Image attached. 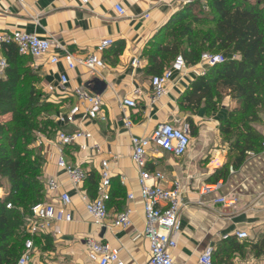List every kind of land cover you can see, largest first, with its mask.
<instances>
[{"label":"crops","instance_id":"1","mask_svg":"<svg viewBox=\"0 0 264 264\" xmlns=\"http://www.w3.org/2000/svg\"><path fill=\"white\" fill-rule=\"evenodd\" d=\"M185 3L186 0H91L82 7L78 0H0V33L33 34L62 47L53 48L47 57H25L24 67L39 78L38 88L49 102L60 105L52 117L59 130L48 137L38 135L33 146L43 161L40 177L43 202L57 205V196L68 194L71 205L67 212L73 218L71 223L54 224L47 234L37 236L47 238L49 249H37L32 264H96L87 257L85 240L88 238L108 243L124 264H146L149 242L144 234L143 202L137 172L131 162L130 138H147L159 124H177L183 120L182 116L188 115V121L183 122L193 121L196 126L188 152L181 158L159 152L151 156L147 166L150 171L161 172L168 185L178 181L182 188V228L172 253L173 263L197 264L199 256L210 247L217 252V264H264V256L255 258L247 253L242 258L231 254L225 259L218 254L227 240L226 235L246 232L249 240L254 241L264 234V144L260 153L246 152L244 161L234 169L231 163L235 154L219 131L221 121L237 103L225 98L222 106L211 114L203 106L195 115L179 110L181 96L210 68L200 63L174 73L167 83V95L151 101L150 83L154 76L145 71L144 48ZM116 6L124 10V16L118 15ZM103 40H112L113 46L97 54L96 48ZM120 47L122 52L116 55ZM65 52L76 60L95 54L103 61L104 68L90 72L75 65L69 69L63 59ZM221 55L239 59L231 50ZM51 56L59 58L57 64H50ZM134 60L140 62L138 68L132 66ZM61 77L67 78L64 88L60 86ZM2 79L5 75L0 76ZM49 88L53 91L49 92ZM77 89L101 97L105 122L89 120L81 108L74 124L58 123L60 116L79 105L74 96ZM136 89L141 91L140 96L133 95ZM123 99L136 101V108L122 109ZM125 118L131 121L129 129ZM254 128L264 136V125H254ZM77 130L91 136L67 147L65 152L67 162L86 173L87 179L81 188L73 187L65 172L56 165L57 132ZM81 146L86 149L81 150ZM104 161L109 163L111 173L109 217L103 227H97L85 211L82 196H95ZM224 167L228 169L227 177L218 179L223 183L222 188L214 195L201 196L200 188L215 183L213 175ZM49 179L59 185L58 193L47 190ZM0 193L4 197L6 188L0 187ZM221 197L235 199L236 206L226 209L214 205L213 201ZM126 209L131 212V226L113 227L115 218Z\"/></svg>","mask_w":264,"mask_h":264},{"label":"trees","instance_id":"2","mask_svg":"<svg viewBox=\"0 0 264 264\" xmlns=\"http://www.w3.org/2000/svg\"><path fill=\"white\" fill-rule=\"evenodd\" d=\"M229 50L239 59L225 58L196 78L178 107L195 115L203 106L211 114L225 98L237 103L221 121L219 131L235 154L231 166L238 169L246 152L260 153L264 144V136L253 126L262 122L260 115L264 114V0L186 2L143 53L145 71L155 77L170 68L178 56L186 66H196L204 54L221 55ZM2 53L8 66L5 79L0 80V187L6 188L0 200V264H17L27 240H32L33 249L36 239L41 242L39 249H49L47 238L25 235L24 226L30 209L44 201L40 181L43 161L33 145L38 135L48 137L59 130L52 117L60 105L49 102L41 92L39 78L24 67L25 57L15 47ZM189 126L190 135L195 136L194 122L189 121ZM227 174L225 167L217 171L215 182L226 179ZM247 253L255 258L264 256V234L254 241L230 237L218 250L225 259L231 254L244 258ZM216 257L214 250L215 264Z\"/></svg>","mask_w":264,"mask_h":264},{"label":"built area","instance_id":"3","mask_svg":"<svg viewBox=\"0 0 264 264\" xmlns=\"http://www.w3.org/2000/svg\"><path fill=\"white\" fill-rule=\"evenodd\" d=\"M80 5L86 6L91 0H78ZM119 16H124V10L116 6ZM1 15V12H0ZM15 47L20 56L33 59L47 57L53 48L62 49L56 42L41 39L33 34L20 32L0 33V76H3L7 69V61L1 55L2 51L8 47ZM113 46L112 40H103L96 48L97 54H103ZM67 67L73 69L75 65H81L90 72L104 68L103 61L95 54L86 56L81 59H74L69 53L65 52L63 57ZM59 58L51 56L50 64H57ZM225 62L222 55L204 54L201 57L200 64L206 67H213ZM134 68L140 66L138 60L132 62ZM186 68V63L181 56H178L166 69L161 76L151 78V101L155 102L167 95V83L174 73H181ZM67 85V78H60V86L64 88ZM49 92L53 89L49 88ZM134 96H140L141 91H133ZM74 96L79 105L73 106L69 112L60 116L58 123L61 125H71L76 121V117L81 113L83 108L84 117L89 120H100L105 122L106 117L102 109V99L98 95H93L82 90H75ZM136 101L132 99H123L120 102L122 109H135ZM126 128L131 127L129 118H125ZM90 134L83 130H77L72 133L63 131L57 132V167L65 172L69 182L75 188H81L86 180L85 171L73 166L66 160V148L72 146L80 140L90 139ZM191 135L188 122H179L177 124L164 123L159 124L152 134L147 138H130L131 145V162L137 172L140 197L143 202V215L145 220L144 234L149 242V260L146 264H174L172 253L177 248V236L181 231V211L184 208L182 198V188L178 181L169 185L166 183L165 176L158 171H150L148 163L151 156L159 152L167 153L174 158L183 157L190 147ZM85 150L84 146L80 147ZM94 149L99 151V147ZM100 182L98 183L95 196L89 198L86 194L82 196L85 211L90 216L93 224L97 227H103L107 221L108 208L110 201V177L109 163H101ZM47 190L50 193H58L59 185L54 179L47 181ZM223 186L222 181L213 184L203 185L199 194L209 196L217 193ZM3 195L0 193V200ZM128 198L133 199L132 195ZM214 205L222 206L226 209H232L236 206L237 201L226 197L217 198L213 201ZM71 205V198L66 193L57 196V205L50 203H39L33 206L27 216L25 227L30 237L47 234L54 224L71 223L72 215L67 212ZM6 209H11V205H6ZM130 210L126 209L121 212L113 221V227L126 229L131 226ZM233 236L239 240H247L249 236L246 232L236 231ZM85 247L88 260L96 264H124L118 253L114 251L108 243L100 240L88 238L85 240ZM33 243L27 240L25 243L24 253L17 264H28L32 261ZM214 250L206 248L199 256L197 264H215L213 260Z\"/></svg>","mask_w":264,"mask_h":264},{"label":"rangeland","instance_id":"4","mask_svg":"<svg viewBox=\"0 0 264 264\" xmlns=\"http://www.w3.org/2000/svg\"><path fill=\"white\" fill-rule=\"evenodd\" d=\"M171 63H172V61L170 62L169 65H171ZM224 101H225V99H224V100L222 101V103L220 104V107L222 106V104L224 103ZM220 107H219V108H220ZM189 116H190V115H188L187 118H184V116H182L183 120L180 121V122L188 121ZM260 116H261L262 122L259 123V124H254L255 126L264 125V122H263V120H264V114H261ZM254 125H253V126H254ZM263 130H264V128L262 129V131H263ZM33 146H34V145H33ZM24 231H25V232H24L25 235H28L27 232H26V227H25V226H24ZM230 237H234V236H233V235H226L224 239H228V238H230ZM40 243H41V242H40L39 239L34 240L35 247H34V250H33V252H32V256H33V253L36 252L37 249H39V247H40Z\"/></svg>","mask_w":264,"mask_h":264},{"label":"water","instance_id":"5","mask_svg":"<svg viewBox=\"0 0 264 264\" xmlns=\"http://www.w3.org/2000/svg\"><path fill=\"white\" fill-rule=\"evenodd\" d=\"M193 1H199V0H186L187 3L193 2Z\"/></svg>","mask_w":264,"mask_h":264}]
</instances>
